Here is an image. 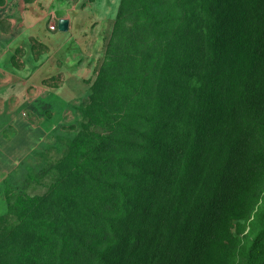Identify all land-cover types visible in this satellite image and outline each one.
I'll list each match as a JSON object with an SVG mask.
<instances>
[{"label":"trees","instance_id":"obj_1","mask_svg":"<svg viewBox=\"0 0 264 264\" xmlns=\"http://www.w3.org/2000/svg\"><path fill=\"white\" fill-rule=\"evenodd\" d=\"M218 3L119 0L93 126L47 197L8 208L0 264H213L239 217L249 233L223 264H264V183L239 169L264 120V0Z\"/></svg>","mask_w":264,"mask_h":264},{"label":"crops","instance_id":"obj_2","mask_svg":"<svg viewBox=\"0 0 264 264\" xmlns=\"http://www.w3.org/2000/svg\"><path fill=\"white\" fill-rule=\"evenodd\" d=\"M116 1L11 0L0 6V185L88 93ZM62 19L65 33L58 31Z\"/></svg>","mask_w":264,"mask_h":264},{"label":"rangeland","instance_id":"obj_3","mask_svg":"<svg viewBox=\"0 0 264 264\" xmlns=\"http://www.w3.org/2000/svg\"><path fill=\"white\" fill-rule=\"evenodd\" d=\"M9 1L11 0H0V6L6 8L9 5ZM118 3L119 0L116 1V4H112V16L118 8ZM221 3L218 4L220 5ZM130 32L128 30L125 36ZM109 37H107L106 44L103 46L101 66L107 60L105 55L107 54L106 46H109ZM234 39L236 41L235 36ZM227 47L226 50L228 51L230 45L227 44ZM112 75L115 76L114 74ZM260 78L264 82L263 76ZM112 79L111 77L110 81ZM94 84L98 85V99L104 98V85L100 82L99 76L95 75L90 82L88 93L69 107L68 117L66 119L60 118L59 122L50 129V133L44 143L10 173L0 185V236L4 237L3 234L6 235L7 231L18 224V214L14 212L10 214L8 212L10 206L16 210L20 205V200L47 197L55 183L59 181L63 168L68 164L66 159L70 154L69 146L71 142L81 130L90 129L93 126L89 124L91 120L87 119L84 115V109L92 101L93 91L91 87ZM231 104L233 105L232 102ZM255 135L254 140L250 141V144L243 148L239 157V161L242 163V166L239 168L243 177L241 183H264V120ZM210 166L207 172L206 183H213L215 179L216 168L213 161ZM200 167V165L196 166V169L189 175L185 183H199L198 175L202 171ZM186 199L188 203L191 197L188 196ZM188 204L187 210L191 211L194 207ZM239 218L241 220L234 222L233 227L239 224L236 230L233 228L228 235L216 236L214 248L209 251L213 264H223L225 256L230 249L237 247L236 245L239 241L242 244L245 242V236L249 233V223L244 218ZM261 225L262 222L260 221L258 227H261ZM171 254H173L172 251Z\"/></svg>","mask_w":264,"mask_h":264},{"label":"water","instance_id":"obj_4","mask_svg":"<svg viewBox=\"0 0 264 264\" xmlns=\"http://www.w3.org/2000/svg\"><path fill=\"white\" fill-rule=\"evenodd\" d=\"M68 30V22L66 20H60L58 22V31L65 33Z\"/></svg>","mask_w":264,"mask_h":264},{"label":"built area","instance_id":"obj_5","mask_svg":"<svg viewBox=\"0 0 264 264\" xmlns=\"http://www.w3.org/2000/svg\"><path fill=\"white\" fill-rule=\"evenodd\" d=\"M50 31H55L56 30V24H52L49 26Z\"/></svg>","mask_w":264,"mask_h":264}]
</instances>
